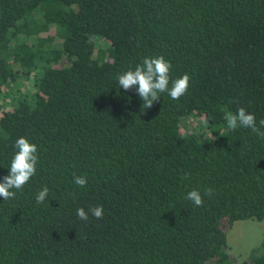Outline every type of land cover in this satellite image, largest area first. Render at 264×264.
<instances>
[{"label": "trees", "instance_id": "obj_1", "mask_svg": "<svg viewBox=\"0 0 264 264\" xmlns=\"http://www.w3.org/2000/svg\"><path fill=\"white\" fill-rule=\"evenodd\" d=\"M161 55L189 88L143 111L117 76ZM239 107L260 127L264 0H0V181L17 138L38 149L0 197V264H264V238L235 263L221 226L264 220V138L227 127Z\"/></svg>", "mask_w": 264, "mask_h": 264}, {"label": "clouds", "instance_id": "obj_2", "mask_svg": "<svg viewBox=\"0 0 264 264\" xmlns=\"http://www.w3.org/2000/svg\"><path fill=\"white\" fill-rule=\"evenodd\" d=\"M95 39L89 35L88 42L91 43ZM170 69L171 63L164 56L145 57L140 64L134 69L124 71L117 76V84L125 92L133 91L137 93L142 100L141 110L145 111L153 107L162 93H167L173 100H179L184 96L189 88L190 77L187 73L179 78L171 81L170 85ZM227 127L235 131L237 128H247L253 133L264 138V119L259 121L260 127L257 126L256 118L253 114L246 111L244 107H239L235 114L228 112L225 115ZM201 123L207 127L209 121L204 119ZM17 150L10 163L9 172L0 181V197L4 201L11 200L16 196L17 191H22L23 187L36 174V165L38 163L37 145L30 143L23 136L16 139L14 144ZM189 174H185V179ZM73 182L76 186L83 188L87 185V177L73 174ZM213 189L206 188L204 196L212 197ZM49 196L48 187H43L35 196L37 204L44 203ZM186 200L191 201L195 206L203 205V196L199 190L193 189L189 191ZM89 213L96 219H101L104 215L102 206H93L88 211L83 207L76 210V215L81 221H87Z\"/></svg>", "mask_w": 264, "mask_h": 264}, {"label": "rangeland", "instance_id": "obj_3", "mask_svg": "<svg viewBox=\"0 0 264 264\" xmlns=\"http://www.w3.org/2000/svg\"><path fill=\"white\" fill-rule=\"evenodd\" d=\"M53 28L47 36H53ZM222 229L226 231L228 249L235 263L248 258L252 250L260 246L264 238V220L245 219L229 224L226 219L221 221Z\"/></svg>", "mask_w": 264, "mask_h": 264}]
</instances>
